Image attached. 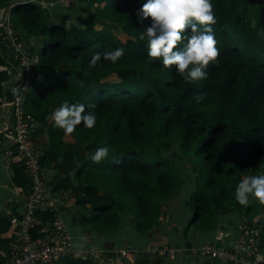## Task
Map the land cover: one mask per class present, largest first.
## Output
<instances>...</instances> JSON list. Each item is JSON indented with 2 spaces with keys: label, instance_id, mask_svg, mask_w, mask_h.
Wrapping results in <instances>:
<instances>
[{
  "label": "trees",
  "instance_id": "1",
  "mask_svg": "<svg viewBox=\"0 0 264 264\" xmlns=\"http://www.w3.org/2000/svg\"><path fill=\"white\" fill-rule=\"evenodd\" d=\"M88 1H70L65 7L85 12ZM96 1L106 27L80 18L66 30L62 22L49 21L33 0H0L18 34L23 28L41 39L37 53L43 71L23 103L26 114L47 131L48 146L39 154L42 168H73L71 177L87 185L84 197L90 205L80 221L96 232L116 230L123 214L132 218L136 233L153 229L162 201L179 190L184 173L192 182L184 239L192 230H213L218 217L235 208H243V221L250 223L251 211L264 204L241 206L235 188L244 176L264 173V35L259 34L264 29V0H211L219 56L205 69L207 78L193 83L174 66L165 69L161 61L147 56L146 42L139 40L151 23L139 14L146 0ZM116 48L124 50L116 63L101 55L94 67L89 66L96 53ZM6 67L0 51V102L17 93ZM196 93L204 94L200 103L192 98ZM65 101L93 111L95 127L81 124L66 135L45 119ZM75 143L91 155L107 146L109 155L99 164L90 155L73 167L70 148ZM185 155L190 161L186 170L175 160ZM9 166L14 190L25 189L28 178L15 154ZM71 177L64 176L52 188H66ZM8 217L0 209V248L17 230ZM51 220L49 210H36L32 235ZM62 258L65 264H93L89 258Z\"/></svg>",
  "mask_w": 264,
  "mask_h": 264
},
{
  "label": "built area",
  "instance_id": "2",
  "mask_svg": "<svg viewBox=\"0 0 264 264\" xmlns=\"http://www.w3.org/2000/svg\"><path fill=\"white\" fill-rule=\"evenodd\" d=\"M0 51L7 63L6 74L11 75V68L14 69L17 87L12 99L0 102V111L6 112L0 124V157L9 164L15 154L28 178L27 187L20 191L22 209L18 215L7 214L9 221L17 224V230L13 238L0 248V264H53L59 257L67 255L89 258L93 264H126L127 250L124 248L118 250L114 259L105 261L94 246L76 247L62 221L56 206L57 197L48 186L45 171L39 163V147L31 135V131L39 127V122L26 114L23 103L26 91L40 75L35 66L38 63L37 49L17 33L7 7L0 9ZM20 73L21 79L18 78ZM36 210H49L52 220L45 222L40 233L34 236L30 228ZM190 249L224 264H260L261 255L264 256V219L250 223L241 221L235 239L228 244L221 240L204 241ZM173 251L174 248L169 247L160 252L172 254Z\"/></svg>",
  "mask_w": 264,
  "mask_h": 264
},
{
  "label": "crops",
  "instance_id": "3",
  "mask_svg": "<svg viewBox=\"0 0 264 264\" xmlns=\"http://www.w3.org/2000/svg\"><path fill=\"white\" fill-rule=\"evenodd\" d=\"M33 1L40 4L43 10L47 12V19L51 22L57 21L64 24L69 18L77 20L80 18L89 19L90 17L94 20H99L95 15L99 5L96 0H90L84 3V6L89 8L85 12L76 10L73 6H70V8L65 7L67 3L74 0ZM50 5H55V7H50ZM17 30L19 34L25 32L22 39L26 43L36 45L34 49L39 47L41 43L39 37L34 36L23 28ZM35 66L38 73L43 71H41L38 63ZM10 72L11 75H8V80L15 78L14 69L11 68ZM5 114L6 112L4 110L0 111V124L4 120ZM31 135L40 151L47 148L48 136L45 127H39ZM70 151L73 167L91 155V153L84 150L81 144L77 143L70 148ZM43 170L45 171L48 186L57 197L56 206L58 212L71 235L73 244L76 247H96L105 261L114 259L118 250L124 248L127 250L125 255L126 264H224L221 261H213L204 255L193 253L190 248L204 241L221 240L225 244L230 243L238 233V224L244 219H247L243 215V208H235L221 214L218 217L217 226L213 230H192L189 232L187 240L184 239L182 227L188 220V216L186 215V200L192 187L189 176L187 179L184 177L183 187L177 193L171 194L162 201L159 219L153 229L142 234L136 233L133 228L132 218L127 214H123L116 230L111 232H96L89 225L80 221V218L88 213L90 205L87 204L84 197V191L87 185L84 183L78 184L71 177L73 168L62 165L44 167ZM258 174L261 173L251 175ZM11 175V167L9 164L3 162L0 157V209L7 214L17 213L22 209L21 194L20 191L17 192L14 190ZM66 175H70L71 177L69 185L64 189H53L52 187L58 184ZM180 194L182 195L178 198ZM250 200V203L257 202L254 198H250ZM251 215L249 218L251 222L263 220L264 208L260 206L256 207L251 211ZM169 247L174 248L172 254L160 252ZM151 249H154V251L151 252ZM261 256L260 264H264V256ZM53 264H65V262L62 257H59Z\"/></svg>",
  "mask_w": 264,
  "mask_h": 264
},
{
  "label": "clouds",
  "instance_id": "4",
  "mask_svg": "<svg viewBox=\"0 0 264 264\" xmlns=\"http://www.w3.org/2000/svg\"><path fill=\"white\" fill-rule=\"evenodd\" d=\"M139 14L143 18H151L150 25L139 34V40L146 42L147 56L151 60L161 61L165 69L174 66L176 72L188 83L207 78L205 69L210 62H216L219 56L218 41L212 27L217 20L211 0H146ZM78 24L77 20L69 18L63 27L67 30ZM80 27L83 29L82 25ZM259 34L264 35V29ZM101 55L103 59L116 63L123 57L124 50L116 48L103 54L96 53L89 66L94 67ZM18 78L21 79V73ZM192 98L200 103L204 94L196 93ZM45 119H50L66 135L73 133L81 124L92 129L97 122L96 114L87 111L84 104L66 101ZM108 155L107 146L99 147L90 159L99 164ZM250 198L264 204V173L244 176L237 184L236 201L246 207L251 202Z\"/></svg>",
  "mask_w": 264,
  "mask_h": 264
},
{
  "label": "rangeland",
  "instance_id": "5",
  "mask_svg": "<svg viewBox=\"0 0 264 264\" xmlns=\"http://www.w3.org/2000/svg\"><path fill=\"white\" fill-rule=\"evenodd\" d=\"M97 10V9H96ZM95 15H96V17H98V19L99 20H94L93 18H89V21H91V23H92V25H94V26H96V27H106L107 25H106V22H104L103 20H102V18H101V15H100V13H99V11H97L96 13H95ZM111 28H113L115 31H117L118 32V30H119V28L118 27H115V26H113V25H111ZM24 33L25 32H22L21 34H20V36H21V38L22 37H24ZM31 47L32 48H35L36 47V45H31ZM175 160L176 161H178V162H176L177 163V165H180V167H181V169L183 168V169H188V167H189V164H190V161L188 160V158L186 157V155L185 156H178L177 158H175ZM184 175H185V178L187 179L188 178V176H186V173H184ZM181 187H183V183H182V185L179 187V189H181ZM184 190V189H183ZM182 191V190H181ZM185 191V190H184ZM178 191H176V192H174V193H177ZM181 193V192H180ZM181 195L182 194H180V196L178 197V198H180L181 197ZM187 202V201H186ZM183 208V207H182ZM181 208V209H182ZM186 215L188 216L187 218H189L190 217V215H191V210H190V206H189V203H187V208H186Z\"/></svg>",
  "mask_w": 264,
  "mask_h": 264
}]
</instances>
